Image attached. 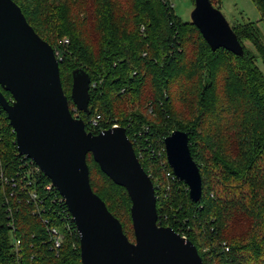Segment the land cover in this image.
I'll use <instances>...</instances> for the list:
<instances>
[{"label": "trees", "instance_id": "1", "mask_svg": "<svg viewBox=\"0 0 264 264\" xmlns=\"http://www.w3.org/2000/svg\"><path fill=\"white\" fill-rule=\"evenodd\" d=\"M12 1L56 53L70 110L86 131L125 129L154 185L158 225L191 241L203 264H264L259 29L250 23L231 26L243 47L237 56L223 48L212 51L198 28L174 13L170 0ZM252 2L264 21V0ZM77 68L91 80L87 114L74 112L70 98ZM2 93L13 101L9 92ZM176 130L187 134L200 170L198 203L183 182L167 175L173 171L164 140ZM87 164L93 192L134 242L128 193L101 171L92 154ZM52 229L62 235L59 249ZM0 264H82L79 235L64 199L38 166L19 154L1 106Z\"/></svg>", "mask_w": 264, "mask_h": 264}, {"label": "water", "instance_id": "2", "mask_svg": "<svg viewBox=\"0 0 264 264\" xmlns=\"http://www.w3.org/2000/svg\"><path fill=\"white\" fill-rule=\"evenodd\" d=\"M191 22L212 51L223 48L237 56L243 54L236 34L210 0H194ZM90 82L85 70L72 72L70 98L76 110L86 114ZM1 89L11 94L12 102ZM0 106L15 133L19 154L31 159L64 199L79 235L82 264H203L191 241L158 225L154 185L125 129L111 127L95 135L86 131L82 119L73 116L56 53L12 0H0ZM164 147L174 177L187 186L190 200L198 203L201 175L187 134L173 131ZM88 154L128 193L134 242L93 192Z\"/></svg>", "mask_w": 264, "mask_h": 264}, {"label": "rangeland", "instance_id": "3", "mask_svg": "<svg viewBox=\"0 0 264 264\" xmlns=\"http://www.w3.org/2000/svg\"><path fill=\"white\" fill-rule=\"evenodd\" d=\"M170 3L174 13L182 21L191 22V13L194 9L193 0H170ZM213 3L214 7L222 13L230 26L249 23L255 25L259 29L264 44V21L261 20L260 12L252 0H213ZM244 46L250 52L255 53L254 48L248 41L244 42ZM258 64L259 68L263 70L262 62L259 61ZM76 111V108H74V112Z\"/></svg>", "mask_w": 264, "mask_h": 264}, {"label": "built area", "instance_id": "4", "mask_svg": "<svg viewBox=\"0 0 264 264\" xmlns=\"http://www.w3.org/2000/svg\"><path fill=\"white\" fill-rule=\"evenodd\" d=\"M68 41L65 40V43H67ZM93 125H97V120H93L92 121ZM112 127H117V125H113ZM169 177H173L174 175H172L170 172L167 174ZM51 233L53 235V242H54V248L55 249H59L61 247V243H62V235L60 233L59 230L57 229H52ZM225 251H228V249H226Z\"/></svg>", "mask_w": 264, "mask_h": 264}]
</instances>
